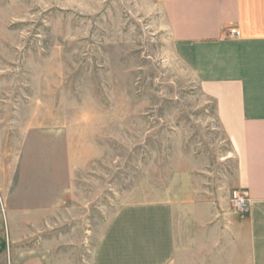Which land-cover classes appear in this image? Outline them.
<instances>
[{
	"label": "rangeland",
	"instance_id": "obj_1",
	"mask_svg": "<svg viewBox=\"0 0 264 264\" xmlns=\"http://www.w3.org/2000/svg\"><path fill=\"white\" fill-rule=\"evenodd\" d=\"M180 48L161 0H0V264H90L128 202L231 203L236 156ZM3 198L25 206L10 240Z\"/></svg>",
	"mask_w": 264,
	"mask_h": 264
},
{
	"label": "crops",
	"instance_id": "obj_2",
	"mask_svg": "<svg viewBox=\"0 0 264 264\" xmlns=\"http://www.w3.org/2000/svg\"><path fill=\"white\" fill-rule=\"evenodd\" d=\"M161 3L236 156L235 188L248 194L247 210L184 196L122 204L90 264H264V0ZM1 201L8 239L27 232L24 202Z\"/></svg>",
	"mask_w": 264,
	"mask_h": 264
},
{
	"label": "built area",
	"instance_id": "obj_3",
	"mask_svg": "<svg viewBox=\"0 0 264 264\" xmlns=\"http://www.w3.org/2000/svg\"><path fill=\"white\" fill-rule=\"evenodd\" d=\"M230 33L233 35H239V32L232 28L230 29ZM232 200H231V208L235 212H245L248 204V194H246L244 189H233L232 190Z\"/></svg>",
	"mask_w": 264,
	"mask_h": 264
}]
</instances>
